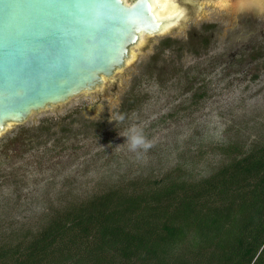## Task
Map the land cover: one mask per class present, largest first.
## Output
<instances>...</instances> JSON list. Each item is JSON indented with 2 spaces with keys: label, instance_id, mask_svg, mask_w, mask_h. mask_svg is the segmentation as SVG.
I'll use <instances>...</instances> for the list:
<instances>
[{
  "label": "rangeland",
  "instance_id": "obj_1",
  "mask_svg": "<svg viewBox=\"0 0 264 264\" xmlns=\"http://www.w3.org/2000/svg\"><path fill=\"white\" fill-rule=\"evenodd\" d=\"M181 1L174 5L189 15L135 48L103 90L33 114L0 137V244L41 225L50 208L174 168L197 178L225 158L219 146L264 139V0ZM186 76L196 77L194 87ZM130 99L137 108L124 112ZM58 124L74 132L57 136ZM131 127L142 129L149 149L130 150Z\"/></svg>",
  "mask_w": 264,
  "mask_h": 264
},
{
  "label": "trees",
  "instance_id": "obj_2",
  "mask_svg": "<svg viewBox=\"0 0 264 264\" xmlns=\"http://www.w3.org/2000/svg\"><path fill=\"white\" fill-rule=\"evenodd\" d=\"M218 149L225 158L197 178L174 168L50 208L41 225L6 237L0 264H264V139Z\"/></svg>",
  "mask_w": 264,
  "mask_h": 264
},
{
  "label": "water",
  "instance_id": "obj_3",
  "mask_svg": "<svg viewBox=\"0 0 264 264\" xmlns=\"http://www.w3.org/2000/svg\"><path fill=\"white\" fill-rule=\"evenodd\" d=\"M82 2L0 0V137L33 114L103 90L135 48L178 24L158 16L153 0H112L99 11L77 8Z\"/></svg>",
  "mask_w": 264,
  "mask_h": 264
},
{
  "label": "bare ground",
  "instance_id": "obj_4",
  "mask_svg": "<svg viewBox=\"0 0 264 264\" xmlns=\"http://www.w3.org/2000/svg\"><path fill=\"white\" fill-rule=\"evenodd\" d=\"M255 1H258V0H255ZM234 5H235V3H234ZM260 5L263 6V2H260ZM153 7L155 8L156 14L158 16H160L163 19H172L173 20V24L179 23L180 20L182 19V17L184 16V9H182V10L178 9V7L176 5H174V4L170 5V4L166 3V2H164V0H153ZM177 9L179 11H181L182 15H181L180 12H178ZM168 28H166V29H168Z\"/></svg>",
  "mask_w": 264,
  "mask_h": 264
},
{
  "label": "clouds",
  "instance_id": "obj_5",
  "mask_svg": "<svg viewBox=\"0 0 264 264\" xmlns=\"http://www.w3.org/2000/svg\"><path fill=\"white\" fill-rule=\"evenodd\" d=\"M117 119L123 120L124 117L121 115L118 116ZM125 136L127 137L126 142L132 151H137L138 149H143L146 151L152 146L151 141L145 137L142 129L131 127L127 130V134Z\"/></svg>",
  "mask_w": 264,
  "mask_h": 264
},
{
  "label": "snow or ice",
  "instance_id": "obj_6",
  "mask_svg": "<svg viewBox=\"0 0 264 264\" xmlns=\"http://www.w3.org/2000/svg\"><path fill=\"white\" fill-rule=\"evenodd\" d=\"M164 2L172 5L177 2V0H164ZM215 3H224L226 0H213ZM115 3L112 0H83L81 4L76 5L77 8H88L91 11H99L106 7H113Z\"/></svg>",
  "mask_w": 264,
  "mask_h": 264
},
{
  "label": "flooded vegetation",
  "instance_id": "obj_7",
  "mask_svg": "<svg viewBox=\"0 0 264 264\" xmlns=\"http://www.w3.org/2000/svg\"><path fill=\"white\" fill-rule=\"evenodd\" d=\"M181 2V3H183V1H181V0H177V2ZM209 1H211V0H206L205 2H204V4H207V5H209V6H214L215 7V5H213L211 2H209ZM176 2V3H177ZM192 3H195L194 1H191V2H186V6H192V8H194L193 10H196L198 13H200L201 12V5H195V4H192ZM179 5V4H178ZM184 9L183 7H180V9ZM189 13H190V11H188V12H186V10L184 9V16L185 15H189ZM181 15H182V13H181ZM187 17V16H186Z\"/></svg>",
  "mask_w": 264,
  "mask_h": 264
}]
</instances>
